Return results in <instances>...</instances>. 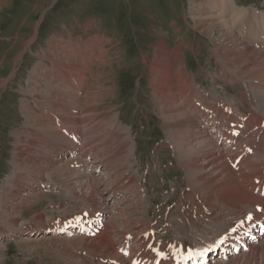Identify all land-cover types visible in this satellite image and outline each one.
<instances>
[{
    "label": "rangeland",
    "instance_id": "1",
    "mask_svg": "<svg viewBox=\"0 0 264 264\" xmlns=\"http://www.w3.org/2000/svg\"><path fill=\"white\" fill-rule=\"evenodd\" d=\"M192 1L2 0L0 234L13 238L10 243H6L5 237H0V264H75L77 261L74 258L81 256L82 252L91 256V259L87 257L89 260L82 261L83 264H96L95 260L100 255L78 244V239L88 244L93 239L39 237L29 242L22 237V231L28 228H43L55 219L88 209L94 210L95 207L110 215L107 227L110 232L99 237L111 233L113 238L117 234L118 241L126 233L138 235L147 230L165 243L176 241L199 246L210 243L227 223L237 219L229 216V210L222 203V206L216 204L212 195L199 186L195 188L199 182L193 179L192 169L185 163L181 164L178 159V151L175 149L177 133L175 129H167L158 99L154 100L153 90L149 87L151 70L144 64L146 62H142L145 57L151 61L156 46H160L157 45L160 39L166 38L165 44L172 48L176 47L175 44L179 47L181 45L186 73L195 77L197 86L221 100L238 95L233 88L212 82L215 76L220 75V64L212 56L214 47L210 35L202 34L194 27L190 17ZM236 2L238 5L235 6L239 10L264 11V0L233 1ZM260 19L255 21L252 18L253 33L256 35H260L264 29ZM86 24L92 27L89 36L102 34L110 41L105 49L111 50L106 56L107 60H111L109 65L95 67L93 71L99 75L96 84L98 89L95 90L101 92L100 96L90 105L84 106L83 100V114L69 119L78 117L81 126L98 127L96 137L98 139L100 136L103 143L102 176H85L64 169L62 163L54 164L50 158L42 160L40 157L43 153L50 150L44 151L39 144L34 145L29 152L27 150L30 158L38 161L35 166L29 165V161L23 159L25 157L20 153L32 142L33 135H37L36 129L42 127H35L31 119L27 121L28 114L34 108L39 114L40 108L46 110L49 103L55 100L50 99L45 89L38 88L36 93L32 88L35 69L44 67L42 55L48 51L50 42H62L63 38L64 42L67 41V32L78 38L83 37L84 40L88 37L83 34ZM241 31L245 35V31ZM235 33L240 40L243 38L237 30ZM183 50L186 51L183 53ZM194 57L199 58V64L195 63ZM229 72L233 76L238 75L233 70ZM210 74L215 75L213 79L211 77L212 81ZM227 80L226 84H230L231 78ZM244 82L236 80L232 86L242 83L245 87ZM259 86L255 88L260 90ZM256 95L259 96L257 92L254 97ZM238 99L242 102L241 96ZM94 105L95 110L92 109ZM246 110L249 113L255 112L253 108ZM246 110L243 108V112L248 114ZM69 113L72 115V112ZM63 114L69 116L68 113ZM33 115L34 121L38 120ZM29 122L31 128L27 127ZM25 126L29 130L26 134L23 130ZM262 138L252 143V152L257 155L253 164L260 168L263 167L261 155L264 159V144L260 149L257 145ZM165 142L174 145L172 149ZM32 149H35L34 154ZM40 153L42 155L39 156ZM20 168L43 171V174L26 176ZM38 184L48 185L50 190L42 192ZM91 187L95 189L94 194L89 192ZM83 196L95 201L94 208L81 199ZM216 207L224 209L222 216L215 213L207 220L206 215ZM37 216L41 220H36ZM226 217L228 220L225 221ZM58 240L64 242L67 254L61 248L54 249L60 247ZM257 264H260L259 261Z\"/></svg>",
    "mask_w": 264,
    "mask_h": 264
},
{
    "label": "bare ground",
    "instance_id": "2",
    "mask_svg": "<svg viewBox=\"0 0 264 264\" xmlns=\"http://www.w3.org/2000/svg\"><path fill=\"white\" fill-rule=\"evenodd\" d=\"M235 5L236 4L233 3L232 0H193L190 4V17L197 31L205 35H210V40L214 47L212 56H214L217 63L220 64V75L217 77L214 75L215 78L212 77V79L214 78L212 82L221 80L226 84L228 83L227 79L231 78L230 85H232L236 80L245 81L246 93L240 95L243 101L241 102L240 99H234L240 102L245 109L253 108L255 110V112H250L245 120L233 116V114H235L239 117H243L240 115V109L234 104L230 102L227 103L232 111V115H229L228 107L223 106L222 103L217 102L214 107L213 103L209 102H214V100L209 97V95H206V92L201 91V86L197 87L195 85L194 77L191 76V74L186 73L182 51L180 50L181 45L180 47L176 45L173 49H168L165 47L163 41H160L157 44L160 46H156L152 60L149 61L146 58L144 62H146L147 68L151 70L149 87L153 90L154 95H152L154 96L153 98H155L154 100L158 99V105L161 107L164 114L162 115L164 120H166L167 129H175V133H177L175 140L177 148L175 149L178 151V159L181 164L185 163V165L187 164V166L192 169L193 179L199 182L195 188L199 186L209 195L215 197L223 204L226 210L242 212L260 207L263 203V199L254 194V187L258 182V177L261 182H264V176L261 175L264 172V167L260 168L253 164L257 155L252 152V154L248 155L246 160L241 163V166L244 164L243 170L245 171H234L224 159L222 149L217 148V141L209 137L204 127L206 124L204 123V125L203 118H200L203 113L195 106L196 102H200L201 106L206 108L211 105L214 107L213 110L216 117L225 118V121L229 124H233L236 121L238 123L235 125L236 128L251 126V129L246 132L248 136L251 134H249L248 131L252 130V128V132L258 131L252 137L251 144L255 143L257 139L264 137V47H259L260 44L264 45V29L260 34L261 36L254 34V21H252V18L255 21L256 19L259 21V18H261L260 22L264 23V13L245 9L244 11L239 10ZM2 6V0H0V11L3 8ZM239 29L245 31L243 38L240 36L242 38L241 40L235 33L236 30L240 32ZM88 31L89 28H86L85 34H87ZM257 37L259 38L257 39ZM82 40V44L80 41H70L67 42L66 45L65 42H59L57 40L50 42L48 51L41 57L44 61V69L42 66L41 68H39V66L35 69L33 74L34 78L32 79L33 82L31 83L34 92H36L38 88L43 89V86H45L46 89L52 90L53 86L57 84L58 90L53 95L55 97L54 105L56 106L63 104L64 95L61 93V90L66 88L69 89L68 99L65 100L68 110L78 108V104L76 103L78 101L84 100V106L90 105L91 102L95 101L96 98L100 96L99 94L101 92L99 90L96 91L98 89L96 84L98 83L99 75L97 76L96 73L94 74L91 72V69L94 65L96 68L107 66L110 64L109 62L111 60L110 57V59H106L107 54L111 50L105 49V45L110 41L106 40L101 35L91 37L86 41ZM48 64H50V66ZM232 70L238 75H231L232 73L230 74L229 71ZM89 79L92 83L88 86L87 82ZM256 85H260L261 87L259 86V88L261 89H256ZM255 92H257L259 96L256 95L254 97ZM36 99L39 100L41 97H37ZM244 103H246L247 106ZM24 108L26 107L24 106ZM92 109L95 110L96 106L94 105ZM60 111L68 113L69 115V112H72V114L75 113L74 111L67 110L64 112L65 110L61 109ZM90 115H92V113ZM93 116L94 115H92V117ZM30 119L35 127L42 126L47 128V125L42 120L39 121L37 118L38 120L34 121L35 118L32 112L28 114L27 121ZM209 121L211 125L214 126L215 130H218V123L215 122L213 118ZM30 123L31 122H29L27 127L30 126ZM72 125H75L74 121H72ZM27 127L23 129L25 130L24 134L29 131ZM78 132L77 128L71 130V134H77ZM229 135L234 136L235 132L230 131ZM40 139L46 142L44 137L40 136ZM34 145L35 144L32 143L29 145L28 152ZM49 152L50 151L44 152L43 156L40 158H42V160L45 159V157L49 159ZM32 154L34 153L32 152ZM37 162L36 158H31L29 165L35 166V164H38ZM189 175L188 177H190ZM220 183H224L225 185L220 187ZM71 190L73 191V189ZM89 192L90 194H94L95 189L91 187ZM81 199L87 201L89 207L94 208L95 201L90 198L87 200L84 196L83 198L81 197ZM35 219L38 221L41 220L39 216ZM229 231L230 229L228 232ZM108 232H110V229H108ZM111 237V233H106L102 237L93 239L91 244H88L85 240L79 239L78 244L81 247L88 248L92 253L99 254V258L102 260L107 258L114 259L118 258V256L114 249L113 238ZM218 241H220V238H217L210 247L214 248L221 243ZM57 243L60 247L56 246L54 249L59 248L60 250L61 248L64 250L63 253L67 254L68 252L64 247V242L58 240ZM261 248H263V251H261ZM202 249V247H199L196 250L200 251ZM171 252L174 253L173 251ZM183 252H185V250H179L176 253L181 254ZM263 252L264 244L262 246L252 247L251 251L247 254L229 259L226 263L218 264H257L258 261L260 264H264Z\"/></svg>",
    "mask_w": 264,
    "mask_h": 264
}]
</instances>
